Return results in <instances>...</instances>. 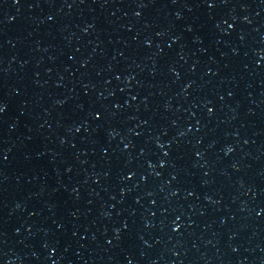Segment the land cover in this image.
Segmentation results:
<instances>
[{"label": "water", "instance_id": "95a60500", "mask_svg": "<svg viewBox=\"0 0 264 264\" xmlns=\"http://www.w3.org/2000/svg\"><path fill=\"white\" fill-rule=\"evenodd\" d=\"M96 14L165 33L264 76V0H0Z\"/></svg>", "mask_w": 264, "mask_h": 264}]
</instances>
